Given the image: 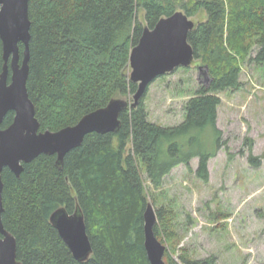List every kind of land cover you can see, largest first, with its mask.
Returning a JSON list of instances; mask_svg holds the SVG:
<instances>
[{
	"label": "trees",
	"instance_id": "obj_1",
	"mask_svg": "<svg viewBox=\"0 0 264 264\" xmlns=\"http://www.w3.org/2000/svg\"><path fill=\"white\" fill-rule=\"evenodd\" d=\"M140 8L144 21L138 17ZM177 10L189 17L206 15L188 40L195 58L208 67L210 80L187 102L182 123L163 126L149 119L146 94L136 107L131 105L138 84L130 78L129 63L144 28H154ZM29 14L27 86L41 130L74 125L113 98H125L130 105L121 112L118 131L88 133L66 154L62 168L57 155L41 154L24 163L20 177L4 169L3 222L17 239L18 259L25 264H151L144 232L147 189L160 190L180 164L209 180L210 159L227 148L218 126L219 93L242 86L243 61L264 65V0H29ZM20 48L23 53L24 45ZM4 63L0 38V72ZM14 116L10 111L2 126ZM247 141L252 151L254 140ZM195 157L196 170L191 164ZM248 157L254 166L261 165L259 156ZM77 205L93 247L84 262L74 257L50 220L58 207L73 212ZM157 214L163 220V207ZM155 231L158 236L159 225ZM179 259L170 256L167 263L217 264L215 257Z\"/></svg>",
	"mask_w": 264,
	"mask_h": 264
},
{
	"label": "rangeland",
	"instance_id": "obj_2",
	"mask_svg": "<svg viewBox=\"0 0 264 264\" xmlns=\"http://www.w3.org/2000/svg\"><path fill=\"white\" fill-rule=\"evenodd\" d=\"M144 15L140 8L139 19L144 21ZM205 18L191 16L195 23ZM257 50L254 45L251 53ZM200 66L201 59L195 58L189 67L150 84L145 104L151 121L174 126L185 120L187 102L207 82ZM242 67V86L219 93L218 126L227 148L222 146L210 159L209 180L180 164L160 190L147 189L156 210L164 209L156 225L167 246V262L170 256L180 261L186 255L195 260L215 257L217 264H264V65L243 61ZM247 138L254 140L252 151ZM251 153L260 157V166L250 163ZM191 164L196 170L199 159Z\"/></svg>",
	"mask_w": 264,
	"mask_h": 264
},
{
	"label": "water",
	"instance_id": "obj_3",
	"mask_svg": "<svg viewBox=\"0 0 264 264\" xmlns=\"http://www.w3.org/2000/svg\"><path fill=\"white\" fill-rule=\"evenodd\" d=\"M195 21L183 10L162 17L154 28L146 26L130 56V78L138 84L131 105L136 107L158 77L179 67H189L195 60V50L189 42V32ZM0 38L3 42L4 67L0 72V264H25L18 259L17 239L3 222L2 173L6 167L18 177L29 163L41 154L57 155L62 168L66 154L80 146L90 132H116L121 127V112L130 105L125 98H113L102 108L85 114L76 124L56 131L41 130L36 108L28 91L30 71L31 19L29 0H0ZM20 44L24 45L21 53ZM204 69L207 82L208 67ZM14 111L13 122L3 127L6 115ZM51 223L71 249L74 257L84 262L91 258L93 247L84 211L77 205L73 212L58 207ZM157 210L149 201L144 211L145 248L151 264H168L167 246L158 238L155 225Z\"/></svg>",
	"mask_w": 264,
	"mask_h": 264
},
{
	"label": "bare ground",
	"instance_id": "obj_4",
	"mask_svg": "<svg viewBox=\"0 0 264 264\" xmlns=\"http://www.w3.org/2000/svg\"><path fill=\"white\" fill-rule=\"evenodd\" d=\"M149 259V258H148Z\"/></svg>",
	"mask_w": 264,
	"mask_h": 264
}]
</instances>
